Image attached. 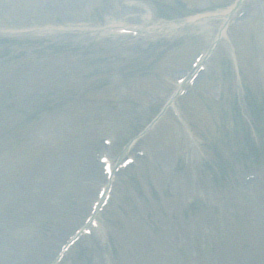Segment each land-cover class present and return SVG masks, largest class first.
<instances>
[{
  "label": "rangeland",
  "instance_id": "rangeland-1",
  "mask_svg": "<svg viewBox=\"0 0 264 264\" xmlns=\"http://www.w3.org/2000/svg\"><path fill=\"white\" fill-rule=\"evenodd\" d=\"M152 1L173 2L0 0V264H264L262 155L218 139L246 93L264 120V0L221 33L235 0H180L191 14L173 20ZM217 32L209 71L123 153ZM125 155L97 223L62 252Z\"/></svg>",
  "mask_w": 264,
  "mask_h": 264
}]
</instances>
